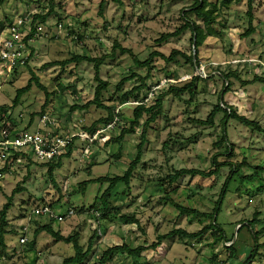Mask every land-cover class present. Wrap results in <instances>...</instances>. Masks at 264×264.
Returning <instances> with one entry per match:
<instances>
[{
	"label": "rangeland",
	"instance_id": "rangeland-1",
	"mask_svg": "<svg viewBox=\"0 0 264 264\" xmlns=\"http://www.w3.org/2000/svg\"><path fill=\"white\" fill-rule=\"evenodd\" d=\"M102 1L106 2L103 11L100 10ZM121 1L122 5L112 0L5 2L0 8V43L18 19L47 15L51 10L53 13L44 23L43 32L26 43V63L14 73L0 75V107H9L5 118L0 112V128L5 122L19 130L36 131L41 127L43 117L48 116L58 123V128L50 127L51 130L68 134L107 119L108 111L95 106L84 111L73 110L95 97L97 83L93 65L88 62L67 66L52 63L66 61L73 56L101 58L112 53L116 42L131 49L141 61L155 52L167 58L175 51L180 53L169 64L161 57L155 58L152 76L147 82L148 88L155 90L153 97L148 92L145 102L149 106L154 104L158 95L168 91L163 81L172 77H188L177 85L182 87L191 81L201 66L210 65L206 70L208 76L213 72L225 75L236 72L239 78L230 79L231 89L224 99L220 96L228 83L220 74L207 79L202 74L203 79L196 83L197 94L193 99L188 93L181 98L170 95L165 99L164 113L149 131L148 143L129 192L125 186H120L115 192L118 195L111 197L113 207L119 208V212L112 210L99 222L89 213L92 208L103 213L101 198L109 185L91 184L85 194L80 192V185L100 177L123 176L135 159L141 142L140 128L135 134L126 136L121 144L106 143L118 138L123 128L130 127L137 107L132 101L121 105L117 99L138 87L139 78L127 82L122 92L116 91L117 85L133 73L145 77L148 72L136 67L132 57L120 51L114 59H107L101 78L110 86L104 92L103 102L115 107L116 111L120 109L119 125L106 135V143L99 141L91 146L88 156L80 152L87 144L77 141L78 151L63 160L62 168L55 173L54 183L47 175L48 169L32 158L19 159L12 164L11 173L8 171L0 180V210L13 196L12 208L8 212V234L5 235V260L0 264H63L66 258L72 257L74 251L70 244L55 242L45 232L36 234L40 227L48 224L64 236L79 232L85 250L93 239L92 252L83 264H101L107 250L123 243L132 248L151 246L159 242L160 236L177 229L188 233L203 230L211 220L180 215L165 197L173 198L182 206L211 214L231 174V167L222 168L211 178L184 176L174 184L167 178L181 169L210 171L214 169L212 162L216 155L219 162L246 163L230 183L218 216L220 228L232 241L225 239L216 227L200 240L179 236L162 240L156 250H149L139 257L114 253L106 264H245L254 243L247 226L239 231L240 224L257 218L260 223L255 227L256 231L264 227V173L253 181L249 180L257 169H264V133L231 120L227 128L233 153L230 158L226 155L228 145L218 144L223 135L224 113L217 115L213 126L191 121H205L214 107L223 102L239 115L258 122L264 129V81L245 84L255 77L264 80V66L259 63L223 65L233 59H257L264 64V2L257 0L255 33L244 37L249 29L248 0L239 3L233 0L227 7L222 5L225 0H208L218 6L214 26L204 24L192 14L188 17L200 26L201 46L195 50L190 30L160 42L164 35L175 33L186 24L185 13L190 12L194 0ZM182 54L197 56L199 65L191 64ZM0 69L3 70L2 67ZM31 71L50 94L46 108V93L35 84L23 96L21 103L14 106L17 91L32 78ZM159 85L162 86L157 88ZM146 94L147 90H144L140 97ZM18 187L24 191L15 194ZM123 191L127 194L122 195ZM42 204L51 205L61 213L74 207L77 215L63 223L37 217L33 211ZM126 218H134L139 223ZM26 225H29V240L22 245V229ZM259 245L252 264H264V234L259 237ZM2 252L0 246V254Z\"/></svg>",
	"mask_w": 264,
	"mask_h": 264
},
{
	"label": "trees",
	"instance_id": "trees-1",
	"mask_svg": "<svg viewBox=\"0 0 264 264\" xmlns=\"http://www.w3.org/2000/svg\"><path fill=\"white\" fill-rule=\"evenodd\" d=\"M7 0H0V8L5 4ZM115 4L122 5L121 0H112ZM178 1H184V0H178ZM195 4L191 8L190 12L185 13L186 17V24L181 27L177 32L172 33V34H167L164 35L161 39V41H166L170 38L173 37H178L182 33H184L186 30H190L192 32V42L195 45V50L201 46V42L199 41V35H200V26L196 23V21L188 18L190 14L194 15L198 20L202 21L204 24L208 26H214L217 21V4H212L209 3L208 0H194ZM233 0H225L223 1L222 5L223 6H229ZM236 2H241V0H236ZM264 2V0H263ZM106 2L102 1L100 10L103 11L105 7ZM256 5H257V0H248V12L247 15L249 17V29L247 32L244 34V37H249L252 34L255 33V26H254V21H255V10H256ZM53 10H51L47 15H33V35L26 37L25 38V43H28L30 40L34 38L36 35V28L35 24L38 22L40 24H44L47 19L52 15ZM120 51L121 54L123 55H129L132 57L134 65L138 68H143L147 69V75L145 77H139L136 73H133L131 76L125 77L122 79V81L117 85L116 91L122 92L124 85L133 80L134 78H139L140 80V85L138 87H135L129 92H126L122 94V96L117 99V101L121 104H127L129 102H138L140 105H138L133 112V122L131 123L129 128H123L121 131V134L118 138L113 139L108 141L106 144L109 145L111 143L115 144H121L126 136L135 134L137 129H141V142L137 147V152L135 155V159H133L130 163V166L128 170L125 172L123 176H117V177H100L92 180L85 181L81 183L80 185V192L85 194L87 192V189L89 185L91 184H108L107 190L104 192L102 196V202H103V219L106 218L109 212L112 210H115L116 213L119 212V208L113 207V204L111 203V197L116 194L118 195V188L120 186H125L126 189H128V192L131 188V182L134 178L135 171L137 167L140 165L144 153V149L146 144L148 143V134L149 131L152 129L153 124L157 122L159 117H161L164 113V102L165 99L170 96V95H175L177 98H181L184 93H188L191 96V99H193L196 94H197V89H196V83L198 81H201L202 79L200 77H194L189 83L185 84L182 87H179L177 85L169 84L168 86V91L164 92L155 98L154 104L153 105H147L145 100H147L148 95L152 91L151 88H148L147 82L152 76L153 72V62L156 57H161L162 59L165 60L166 63H171L175 60L177 55H180L177 51L172 53L170 57H165V55L155 52L151 54V56L145 60L141 61L131 49L124 48L122 47L119 43H115L113 46L112 53L110 55H106L101 58H92V57H87V56H73L71 59L66 60V61H61V62H53V65H60V66H67L72 63H76L77 65L83 63V62H88L93 65V68L95 70V82L97 83L96 91H95V97L92 101H89L85 105H78L79 107H74L73 110L81 109L82 111L89 109L93 106H95L98 109H103L108 111V117L107 119H100L92 127L86 128L85 130L94 133L95 130L102 124L106 125L111 123L116 116L119 117L120 113H116L115 107H110L104 104L103 102V95L104 92L108 90L109 88V83L104 81L101 78V72H102V67L106 64L107 59H114L117 55V52ZM184 58H186L191 64L195 65L196 67L199 65L198 57L197 56H192L188 57L184 54H182ZM32 73V78L28 82V84L19 89L17 91L16 98L14 99V106L17 107L23 98L27 93H29L33 87V84H35L39 89L44 91L46 93L47 101L46 104L44 105L45 108L48 106V100L50 97V94L48 93L46 87H44L39 78L35 75L33 71ZM221 77L225 80V82L228 83L226 89L223 90L220 99H224V96L228 93V91L231 89V83H229L231 78H239L238 74L236 72H230L227 75L221 73ZM175 78V77H172ZM264 80L255 77L252 82H247L245 84H252L256 82H263ZM144 90H147V94L144 97H140V93L143 92ZM149 92V94H148ZM7 111H9V107H0V112L4 113L2 114V117L5 118ZM219 113H224V123H223V135L221 138V141L218 144L224 145L227 144L228 147L226 149V155L228 157H232V146L229 143V137H228V123L231 120H236L237 122L242 123L243 125L252 128L254 131H257L259 133H264V129L261 127V125L253 120L248 119L245 116L239 115L237 111L231 107H227L224 105L223 102H220L217 106L214 107V109L211 111L210 115L208 118L203 121V120H192L191 122L194 124L202 125V126H213L215 124V119ZM120 118V117H119ZM4 125L0 128V132L6 127L7 123H3ZM14 127V126H13ZM72 155V148L70 149L69 153L66 154L64 157L60 158L58 161H53L49 163H40L43 167H46L47 170V175L49 179L54 183L55 182V173L57 170L61 169L63 166V160L66 158H69ZM217 156H214L213 158V167L214 169L210 171H205V170H200V169H181L177 170L174 174H171L168 176V180L171 184L176 183L180 178L184 176H192V177H202V178H211L213 176H216L220 173L222 168L225 167H231V174L229 175L225 186L223 187L221 196L216 204V207L214 209L213 213H202L201 211L197 209H192L188 208L185 206L180 205L177 203L173 198L166 196L165 200L173 206L177 211H179L180 215H186V216H193L196 218H204L211 220V223L208 226H205L203 230L196 232V233H188L187 231L183 229H177L172 231L171 233L165 235V236H160L159 237V242L155 243L151 246H139L137 248H132L127 244H121L117 245L115 247L110 248L107 250L103 257L101 258L100 263L101 264H106L107 260L112 256L114 253H122V254H127L130 257H139L143 255L145 252L149 250H156L160 245L162 240L169 239L175 236H179L181 238L185 239H190V240H200L205 234H207L210 230L214 228L220 229V231L223 233L225 239L229 240L223 230L220 228L218 224V216L220 211L222 210L224 201L226 199V196L229 192V186L230 183L234 180V178L239 174V172L242 170L244 166H246V163H239V164H233L229 162H219L217 160ZM17 158V155L15 156ZM9 168V167H8ZM8 170V169H7ZM261 173H264V169H257L256 173L249 177V180L253 181L255 180ZM24 191L23 189H20L19 187L14 191V193H19ZM122 195H126L127 193L123 191L121 193ZM12 200L13 196L9 198L8 203L4 206L2 210H0V246L3 249V252L0 254V257H4L5 255V249H6V244H5V235L8 234V227H9V222H8V212L12 208ZM95 208H92V210ZM106 212V213H105ZM126 220H129L132 223L138 224L139 222L134 219V218H126ZM246 224L241 223L239 231H241L244 227H248L254 247L252 248V251L250 252L249 256L246 258L245 264H252L253 259L256 257L260 246L259 245V237L264 234V227L260 231H256L255 227L260 223L259 219L255 218L253 221L248 222L246 221ZM47 233L50 235L55 242H62L65 244H70L73 251L74 255L72 257L66 258L63 261V264H83L85 260L90 256L92 252V240L90 243V246L87 250L84 249V247L81 245V234L79 232H75L73 235L70 236H64L60 231H56L51 224L44 225L40 227L37 231L36 234L40 233ZM96 235V233H95ZM94 238V237H93ZM232 241V240H229ZM233 247V246H231ZM230 248V247H229ZM236 250V249H234ZM236 252V251H235ZM234 252V253H235Z\"/></svg>",
	"mask_w": 264,
	"mask_h": 264
},
{
	"label": "built area",
	"instance_id": "built-area-1",
	"mask_svg": "<svg viewBox=\"0 0 264 264\" xmlns=\"http://www.w3.org/2000/svg\"><path fill=\"white\" fill-rule=\"evenodd\" d=\"M59 27L62 28V25ZM35 28L36 35L34 38L43 32L44 24L37 22ZM33 29V19L29 17L18 19L9 28L8 36L0 43V67L3 68V70L0 69V75L14 73L20 65L26 63V43L24 40L26 37L33 35ZM241 63H259L264 66V64L257 59H233L232 61L223 63V65L237 66ZM209 66L210 65L201 66L200 69L197 70V74H194L191 77V80L194 77L202 78V74H204V79L213 78L217 74H220L213 72L208 76L206 70ZM187 79L189 78H169L166 79V81H163V86H169V84L178 85ZM160 86L162 85H159L157 88ZM1 89L2 86L0 85V90ZM154 92L155 90L153 91L152 89L150 97L155 95ZM134 104L136 106L140 105L138 102H135ZM116 112L119 114L120 109ZM120 121V118L116 116L111 123L99 126L94 133L87 130H81L79 132L74 131L68 134L51 130L50 127L58 128V123L48 116L43 117L40 121L41 127L36 131H31L30 129L19 130L13 127L10 123H7L6 127L0 132V180L4 178L8 171H11L12 164L19 159L32 158L37 163L58 161L60 158L68 154L71 148L72 153L78 151L79 147L77 146V141L87 144L86 147H82L80 152L85 156H88L91 153V146L96 145L99 141H104V143L108 141L106 135L116 129ZM16 155L17 158H15ZM33 214L37 217H47L54 222L63 223L74 218L77 215V210L74 207H70L66 212L61 213L57 212L51 205L42 204L33 211ZM89 214L99 222L103 218V213L97 210H91ZM22 231L24 236L21 238L20 243L24 245L29 240V225L24 226ZM3 259L5 260V257H0V263Z\"/></svg>",
	"mask_w": 264,
	"mask_h": 264
}]
</instances>
